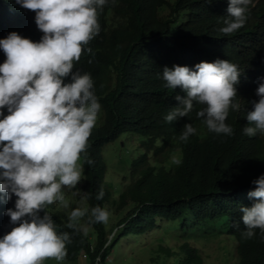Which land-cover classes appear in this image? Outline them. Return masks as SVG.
I'll return each instance as SVG.
<instances>
[{
  "label": "trees",
  "instance_id": "trees-1",
  "mask_svg": "<svg viewBox=\"0 0 264 264\" xmlns=\"http://www.w3.org/2000/svg\"><path fill=\"white\" fill-rule=\"evenodd\" d=\"M7 3L14 10L12 15L6 11ZM227 4L228 0H109L98 9L100 31L86 45L91 52L82 50L73 69L91 73L102 106V118L95 123L86 149L80 154L81 191L88 210L99 205L120 212L127 206L125 216L117 222L127 237L132 232L136 237L145 234L158 222L172 221V227L178 228L176 221L189 217L199 223L224 219L227 232L237 240L238 264H264V242L258 236L242 239L240 234L245 228L240 207L253 203L247 196L255 187L250 182L264 173V134L248 137L242 132L248 123L244 116L252 108L250 102L258 99V78L264 77V0H253L245 24L229 35L219 31ZM0 8V21L6 23L14 18L0 27L2 35L16 31L32 36L38 30L33 10L14 5L11 0H5ZM165 8L169 11L161 16ZM18 23L23 31L17 29ZM4 58L0 51V62ZM217 58L237 64L241 72L235 85L240 107L235 111L230 108L225 121L231 125L232 134L210 132L203 118L196 116L199 105L186 117L166 122L164 116L178 103L174 96L184 93L178 86H164L162 68L174 64L191 68L200 61ZM185 123H190L196 132L180 141ZM127 132L141 134L145 150L133 160L134 172H139L140 177L116 200L105 182L103 150ZM151 151L155 157L166 151L174 153L180 163L152 162ZM88 158L91 165L85 162ZM101 188L104 195L96 200ZM13 206L1 212L0 236L13 226L3 214ZM55 209L53 202L45 205L40 214L47 212L58 231L70 233L71 243L66 244L63 260L75 263L86 251L91 264H107V256L123 235L118 232L110 240L104 223L88 222V212L75 223V230L67 228L68 218ZM85 224L93 232L89 227L85 231ZM159 249L162 259L171 258V264H203L199 249L186 241L176 247L161 245Z\"/></svg>",
  "mask_w": 264,
  "mask_h": 264
},
{
  "label": "clouds",
  "instance_id": "clouds-1",
  "mask_svg": "<svg viewBox=\"0 0 264 264\" xmlns=\"http://www.w3.org/2000/svg\"><path fill=\"white\" fill-rule=\"evenodd\" d=\"M4 1L0 0V6ZM11 2L34 11L38 30L32 36L16 31L2 35L0 30V51L5 57L0 62V220L3 209L14 204L3 213L13 226L0 236V264H41L45 258L62 261L67 254L66 244L71 243L70 233L58 231L52 217L40 212L53 202L67 208L62 189L75 187L83 174L77 161L86 149L102 106L91 73L73 70L74 61L79 60L82 50L91 52L86 45L100 31L98 9L109 0ZM252 2L228 0L219 31L229 35L240 29ZM10 7L7 3L6 11L12 15ZM18 24L17 29L23 31ZM240 73L237 64L219 58L200 61L191 68L164 66L160 73L164 86H178L184 93L174 96L178 103L164 120L178 121L199 105L196 116L203 118L207 129L230 136L233 129L225 121L230 108L235 111L240 107L235 87ZM258 80V99L250 102L252 108L244 116L248 123L242 127L248 137L264 134V77ZM195 132L196 128L185 123L178 139L186 141ZM85 162L93 163L90 158ZM173 162L180 163L178 159ZM250 183L255 187L247 196L253 203L240 207L245 226L240 234L242 239L258 236L264 242V173ZM103 195L101 188L95 199ZM86 212L89 223L108 221L106 207L96 205L88 210L87 206L73 208L66 227L75 230L74 222ZM85 253L81 252L82 257L91 264Z\"/></svg>",
  "mask_w": 264,
  "mask_h": 264
},
{
  "label": "rangeland",
  "instance_id": "rangeland-1",
  "mask_svg": "<svg viewBox=\"0 0 264 264\" xmlns=\"http://www.w3.org/2000/svg\"><path fill=\"white\" fill-rule=\"evenodd\" d=\"M165 8L161 16L168 13ZM6 23L1 20L0 27L4 28ZM102 118V111L98 113L97 121ZM145 150L144 138L141 134L135 132L123 133L115 141L108 143L103 150V156L107 164V173L105 182L112 191L113 198L118 199L120 195L140 177L139 172H134L133 160L141 155ZM149 156L152 162H161L177 159L174 153L166 151L161 156L154 155L151 151ZM77 163L81 166V160ZM160 163V164H161ZM83 182V174L81 180L75 187H63L62 191L65 198L67 208L59 202H55L56 211L64 212L68 218V213L73 208L87 209V202L81 191ZM109 211V218L105 224L106 229L110 233V238H116L118 232L123 237L119 241V245L113 247L109 256H107V264H158L164 262L171 264V258L162 259V252L159 247L161 245L176 247L184 241L195 245L203 259V264H237L238 255L236 252L235 237L229 235L225 228V220H210L204 222H196L193 217H189L183 221H176L178 228L172 227V221L158 222L157 227L149 231L140 233V236L132 232L129 237L124 232L123 226L117 227L118 221L125 216L127 206L115 212L114 207L106 206ZM83 218V217H81ZM79 218L76 222H79ZM84 219V218H83ZM156 226V225H155ZM88 227L84 225V230ZM91 228V227H89ZM91 232H93L91 228ZM112 239V240H113ZM41 264H88L84 257H79L78 262L69 263L68 261H56L54 258H45Z\"/></svg>",
  "mask_w": 264,
  "mask_h": 264
}]
</instances>
